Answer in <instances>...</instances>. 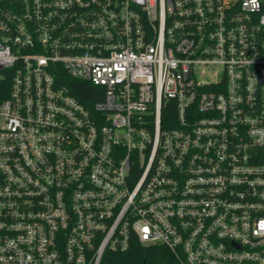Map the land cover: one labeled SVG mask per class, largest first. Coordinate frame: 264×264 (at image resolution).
<instances>
[{
  "label": "built area",
  "instance_id": "2783aa9c",
  "mask_svg": "<svg viewBox=\"0 0 264 264\" xmlns=\"http://www.w3.org/2000/svg\"><path fill=\"white\" fill-rule=\"evenodd\" d=\"M132 240L264 264V0H0V264Z\"/></svg>",
  "mask_w": 264,
  "mask_h": 264
},
{
  "label": "trees",
  "instance_id": "16d2710c",
  "mask_svg": "<svg viewBox=\"0 0 264 264\" xmlns=\"http://www.w3.org/2000/svg\"><path fill=\"white\" fill-rule=\"evenodd\" d=\"M65 83L85 103H93L101 98L94 97L96 86L89 81L67 78ZM101 264H182V261L166 246L145 245L138 240H132L127 250L107 251Z\"/></svg>",
  "mask_w": 264,
  "mask_h": 264
}]
</instances>
